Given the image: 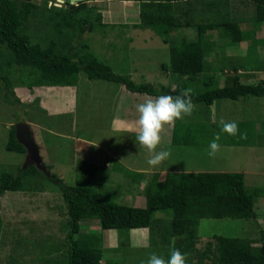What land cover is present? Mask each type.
<instances>
[{"label": "rangeland", "instance_id": "374dc122", "mask_svg": "<svg viewBox=\"0 0 264 264\" xmlns=\"http://www.w3.org/2000/svg\"><path fill=\"white\" fill-rule=\"evenodd\" d=\"M84 1L93 25L102 9H114L110 23L115 25L109 26L112 31L107 33L104 28L94 26L82 35L100 61L115 73L128 75L134 83L175 89L178 78L160 69L161 64L168 62V47L175 41L163 43L150 29H133L131 23L138 21V10L135 9V14L127 9L122 12L124 7L117 0ZM51 2L47 0L46 6H51ZM36 15L25 31L31 43L44 47L53 32L44 24L46 11ZM243 22L248 27L264 25L248 15ZM248 61L250 65L259 64L255 63L253 49L249 50ZM9 78L19 103H4L0 86V170L15 172L16 166L22 168L28 164L25 155L6 152L3 147L10 126L24 122L38 148L37 166L47 177L54 175L67 185L85 183L89 188L108 193L116 204L142 207L143 187L154 172L159 173L160 179L164 173L172 172L242 173L246 187L264 188V107L261 106L264 98L236 102L220 99L210 107L196 104L190 117L176 121L180 141L185 137L184 141L190 145L170 146L172 127L165 126L157 151L170 150L171 155L153 168L147 164L151 153L135 141V131L129 130L138 119L136 105L151 97L130 93L115 83L87 80L83 74H78L72 86L39 83L37 74L27 69H14ZM223 118L238 120L242 124L238 125L240 133H245L246 138L222 132ZM216 134H220L221 149L215 157H210L209 143ZM230 143L241 146L227 145ZM66 218L65 204L54 184H48L42 193L3 194L0 264H60L66 255L63 245ZM154 219L148 229L124 234L102 231L96 221L82 222L79 232L99 239L101 263L113 260L118 264H142L152 253L167 259L174 244L175 239L169 235V219L160 212L154 214ZM262 230L264 195L256 199L254 217L250 220L200 219L192 246V263H213L215 235L257 239Z\"/></svg>", "mask_w": 264, "mask_h": 264}, {"label": "trees", "instance_id": "16d2710c", "mask_svg": "<svg viewBox=\"0 0 264 264\" xmlns=\"http://www.w3.org/2000/svg\"><path fill=\"white\" fill-rule=\"evenodd\" d=\"M132 1L140 4L139 21L132 27L150 29L163 43H167L170 30L180 26L171 15L173 8L179 3L191 5L200 0ZM247 1L254 4L255 22H264V0ZM40 2L0 0V86L2 100L8 105L19 103L9 78L14 69L36 73L39 83L52 86H72L78 74H83L87 80L115 83L130 93L151 98L175 96L191 87L194 103L204 107L220 99L264 97L261 83L242 84L232 76L224 80L222 87H217L212 75L208 74L209 64L204 57L209 48L204 43L203 34L216 24H197L195 41L170 43L168 62L160 65L161 71L179 80L175 89L170 91L162 86L157 89L145 82L134 83L128 75L115 73L89 50L82 35L92 31L94 26L103 25L100 14L95 18L96 24L90 23V11L85 1L75 4L64 2V9L61 5L47 7V0ZM43 10L47 13L44 24L53 32L44 47L31 43L25 31L28 22ZM185 25L189 26L190 20ZM220 25L232 42L240 40L236 24L223 22ZM178 126L175 123L172 127L170 144L190 145L184 141L185 137L180 141ZM3 147L6 152L25 155L24 148L15 140L13 125L7 131ZM138 176L141 178L140 173ZM48 184L55 185L66 209L67 218L63 224L67 228L63 243L66 255L60 264H118L113 260L100 262L99 239L92 234H80L81 223L96 221L102 231L116 230L124 234L129 230L151 227L156 212L169 219V235L175 239L173 247H169L170 253L174 249L188 253L187 264H193L192 246L197 238L196 227L200 219L250 220L254 217L256 199L264 195V188L246 187L242 173L172 172L164 173L160 179L159 173L154 172L143 187V206L127 207L116 204L108 193L89 188L85 183L67 185L54 175L47 177L35 164H25L22 168L16 166L15 172L0 170V197L6 192L42 193ZM213 239L215 256L212 264H264V230L260 231L257 239L216 235Z\"/></svg>", "mask_w": 264, "mask_h": 264}, {"label": "crops", "instance_id": "0c3cea01", "mask_svg": "<svg viewBox=\"0 0 264 264\" xmlns=\"http://www.w3.org/2000/svg\"><path fill=\"white\" fill-rule=\"evenodd\" d=\"M117 2L124 7L122 12L127 9L135 14V9H137L139 21V2L132 0H117ZM247 10L250 14H246L248 13ZM113 12V8H105L100 11V22L103 25L102 28L107 33L112 31V29L109 30V26L113 27L115 25L114 23H110V18L114 15ZM171 15L175 18L176 22H179L180 26L170 30L168 40L175 41L176 43L180 41H195L197 39L195 27L197 24H216V27L205 30L203 39L209 48L204 61L209 64L208 74L212 75L217 87H222L224 80L232 76L238 78L242 84L255 85L261 83L264 86V25L252 24L248 27V24L243 22L244 16L247 15L255 21L254 4L252 2L247 0H200L191 5L179 3L173 8ZM189 20L190 25L186 26L185 24ZM138 21L131 23V25L137 24ZM223 22L236 24L240 31L239 41L232 42L231 38L224 34L223 28L220 25ZM105 27L108 29L106 30ZM250 49L251 51L253 49L256 59L255 63L258 62V66L250 65L251 62L248 61ZM245 98L252 100L254 97H239L237 100H245ZM237 100L228 101L236 102ZM261 106L264 107V104ZM210 120H213L212 117ZM210 120L209 123L212 122ZM169 145L172 146L170 141ZM230 146L240 148L241 145L235 144Z\"/></svg>", "mask_w": 264, "mask_h": 264}, {"label": "clouds", "instance_id": "9594fccd", "mask_svg": "<svg viewBox=\"0 0 264 264\" xmlns=\"http://www.w3.org/2000/svg\"><path fill=\"white\" fill-rule=\"evenodd\" d=\"M69 2L72 3L73 0H69ZM62 3H64L63 0H61ZM195 108L196 104L193 100V89L191 87L183 89L180 94L175 96L161 95L148 98L145 102L136 105L139 114L138 119L129 130L135 131V141L151 153L147 160L149 166L156 168L168 160L171 155L170 150L157 151L158 145L161 144V133L164 131L165 126L174 127L177 120L190 117ZM220 124L222 125V132L230 136L239 135L241 139L246 138L245 133H240L236 121L226 122L221 120ZM220 139V134H216L210 141L208 152L210 157H215L220 151ZM188 255V253H183L179 249L172 250L167 259L163 255L152 253L147 261L142 262V264H187Z\"/></svg>", "mask_w": 264, "mask_h": 264}, {"label": "water", "instance_id": "95a60500", "mask_svg": "<svg viewBox=\"0 0 264 264\" xmlns=\"http://www.w3.org/2000/svg\"><path fill=\"white\" fill-rule=\"evenodd\" d=\"M28 1V0H25ZM57 2L61 3V0H56ZM84 0H73L72 3L69 2V0H63V2H67L69 4H75L77 2H81ZM14 128V137L18 144L22 145V147L25 150V161L28 162V164H35L37 166V163L39 162V154H38V148L35 144L28 126L24 122H18L13 125Z\"/></svg>", "mask_w": 264, "mask_h": 264}, {"label": "built area", "instance_id": "2783aa9c", "mask_svg": "<svg viewBox=\"0 0 264 264\" xmlns=\"http://www.w3.org/2000/svg\"><path fill=\"white\" fill-rule=\"evenodd\" d=\"M33 1H38V0H33ZM56 3H58L59 4V2H57L56 0H53V2H51V4L53 5V6H55L56 5ZM50 4V5H51Z\"/></svg>", "mask_w": 264, "mask_h": 264}]
</instances>
